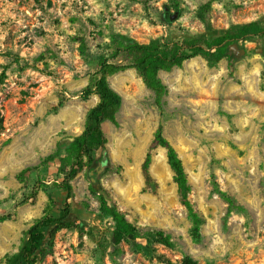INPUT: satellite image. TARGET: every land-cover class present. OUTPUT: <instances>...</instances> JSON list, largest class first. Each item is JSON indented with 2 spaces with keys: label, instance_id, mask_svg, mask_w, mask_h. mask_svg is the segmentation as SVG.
Here are the masks:
<instances>
[{
  "label": "rangeland",
  "instance_id": "374dc122",
  "mask_svg": "<svg viewBox=\"0 0 264 264\" xmlns=\"http://www.w3.org/2000/svg\"><path fill=\"white\" fill-rule=\"evenodd\" d=\"M208 2L205 23L197 10ZM259 18L264 22V0H0V77L5 72L0 82V214L12 213L0 222V264L22 245L48 193L55 198V213L66 202L64 189L48 181L32 202L15 205L30 196L37 180L36 171L21 172L58 152L47 169L58 178L59 156L83 131L98 101L96 95L84 98L83 90L96 68L98 46L111 30L141 42L202 33L212 39L232 22ZM75 36L86 37L84 48ZM228 52L231 69L227 58L211 66L198 55L181 67L160 70L168 90L162 115L154 91L136 69L109 76L122 96L118 124L103 123L109 162L99 164L104 157L97 151L95 163L72 181L68 201L75 222L57 233L52 254L38 264H163L116 240L114 221L101 212L92 191L102 186L143 232L162 229L173 236L175 249L157 246L172 259L189 254L198 264H264V41L239 40ZM61 97L64 106L51 112ZM160 122L205 217L200 242L192 239L191 221L161 146L153 149L151 165L158 194L142 191L141 164ZM107 164L120 165V173L115 168L103 173Z\"/></svg>",
  "mask_w": 264,
  "mask_h": 264
},
{
  "label": "trees",
  "instance_id": "16d2710c",
  "mask_svg": "<svg viewBox=\"0 0 264 264\" xmlns=\"http://www.w3.org/2000/svg\"><path fill=\"white\" fill-rule=\"evenodd\" d=\"M171 7V6H166ZM211 3L203 4L197 10V16L203 22H207V15L210 12ZM179 9V6H175ZM169 11L165 10L166 17ZM82 48L86 45L85 36H75ZM264 41V22L253 19L242 22H232L223 33L210 39L205 33L193 38L161 36L151 38L147 42H141L134 38L111 30L108 40L98 46L96 56V68L89 76L88 84L83 90V97L89 98L96 95L98 101L93 105L87 114L83 131L74 137L66 148L64 155L59 156L57 168L58 178H53L47 169L51 162H54L58 152L47 155L41 159L37 166L24 169L21 172L36 171L37 180L30 196L18 201L15 205L32 202L40 190H45L48 181L56 184L66 192V202L54 212L56 207L55 198L48 193V203L41 216L37 217L26 231V239L17 251L7 252L2 257L4 264H38L52 254L57 233L74 224L75 215L69 198L73 196L72 181L86 167L95 163V153L102 152L105 162H109L107 156V137L103 129V123L107 120L118 124L117 112L122 105V96L109 82V76L130 68L137 70L143 82L152 89L155 94V104L160 114H163V98L167 94V86L159 77L160 70H170L174 66L181 67L186 60L198 55L203 56L209 65H216L221 59L227 58L229 67L232 68L233 59L228 52L229 46L239 40ZM19 63V59L15 60ZM23 67H28L23 66ZM5 72H2L0 82L3 81ZM65 99L60 98L57 105L51 108V112H58L64 106ZM161 146L166 150L167 163L173 172V178L177 184L178 196L181 205L184 207L189 220L191 221V236L194 242L201 241V228L205 223V217L197 208L191 198L193 187L190 183L188 173L182 158L171 141L165 136L163 123L160 122L154 132L144 160L141 164L144 178L143 192L158 194L159 183L151 171L153 162V149ZM115 168V170H114ZM114 170L120 173L121 166L116 167L107 164L103 173ZM98 174L97 171H95ZM214 188L220 192L232 205L231 198L219 189L214 181ZM100 203V210L114 221L116 240H124L132 243L136 249L142 252L149 260H157L163 264H198V261L189 254H184L181 259H172L165 252H161L158 245L175 249L176 241L170 233L162 229H151L143 232L141 227L127 218V211L120 208L109 189L101 187L100 190L92 187ZM1 204V201H0ZM12 217V213L0 214V222ZM118 242V241H117Z\"/></svg>",
  "mask_w": 264,
  "mask_h": 264
},
{
  "label": "flooded vegetation",
  "instance_id": "af4514ba",
  "mask_svg": "<svg viewBox=\"0 0 264 264\" xmlns=\"http://www.w3.org/2000/svg\"><path fill=\"white\" fill-rule=\"evenodd\" d=\"M103 162H105V160H103V161L99 162V164H103Z\"/></svg>",
  "mask_w": 264,
  "mask_h": 264
}]
</instances>
